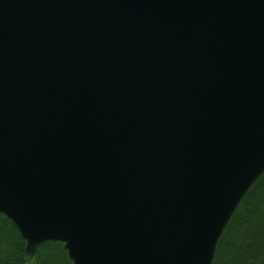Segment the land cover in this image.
Segmentation results:
<instances>
[{
	"label": "water",
	"instance_id": "1",
	"mask_svg": "<svg viewBox=\"0 0 264 264\" xmlns=\"http://www.w3.org/2000/svg\"><path fill=\"white\" fill-rule=\"evenodd\" d=\"M264 170V0H0V212L31 256L211 264Z\"/></svg>",
	"mask_w": 264,
	"mask_h": 264
},
{
	"label": "trees",
	"instance_id": "2",
	"mask_svg": "<svg viewBox=\"0 0 264 264\" xmlns=\"http://www.w3.org/2000/svg\"><path fill=\"white\" fill-rule=\"evenodd\" d=\"M0 212V264H71L62 243L42 242L33 255ZM211 264H264V170L243 193L216 241Z\"/></svg>",
	"mask_w": 264,
	"mask_h": 264
}]
</instances>
